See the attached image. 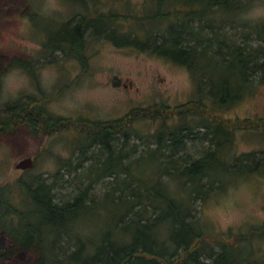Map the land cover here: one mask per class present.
I'll list each match as a JSON object with an SVG mask.
<instances>
[{"label": "rangeland", "instance_id": "obj_1", "mask_svg": "<svg viewBox=\"0 0 264 264\" xmlns=\"http://www.w3.org/2000/svg\"><path fill=\"white\" fill-rule=\"evenodd\" d=\"M84 1L82 6L75 0H0V108L5 103L17 100L28 106V110L39 107L51 118L82 120L78 124H66L49 134L36 126V132L30 134L21 123L13 125L8 132L0 133V196L5 199L0 200L23 210L28 203L20 189L21 182L32 186L39 181L53 184L51 191L58 203L71 200L86 186L87 199L93 197L94 200H99L112 186L109 182L113 181L108 176L92 179L94 176L89 169L100 165L105 152L98 150L95 145L87 146L83 153L76 148L86 141L85 132L90 129L86 126L87 123L123 119L135 110L148 107L161 108L162 113L164 107L171 110L199 95L195 92L193 81L185 67L159 57L147 48L140 50L128 45L116 46L105 38L111 25L98 30L103 25L101 22L95 23L97 30L90 26L92 22L87 26L79 51L75 45L63 46L61 52L43 49L45 35L53 37V32L60 29L61 23L70 20L76 22L83 15L88 21L94 17L108 19L114 13L141 15L147 10L144 8L146 0ZM257 13L264 16V2H254L235 16L220 18L218 13L213 12L212 24L220 26L217 32L226 42L255 47L258 40L249 26L264 24V20L256 22L246 17ZM119 20L122 22L113 27L117 34L113 32L110 35L111 40L117 43L124 39L120 34L132 37L135 33L137 38L143 39L151 27L153 34L157 33L155 30L163 28V22L158 20L153 23L143 22L142 26L128 18ZM82 23H86L83 18ZM220 50L225 51L224 45ZM13 58L31 61L30 74L12 66ZM260 62L259 57L249 62L250 90L238 101L212 110L206 108V114L201 110L194 116L185 117L189 125H195L198 120H209V115L211 123H216L213 120L222 123L220 125L229 129L232 137L228 148H224L223 156L220 153L217 161H211L213 164H210L214 168L211 177L220 187L203 201L189 202V208L198 219L199 227L205 230L202 239L207 244L206 250L210 246L217 249L213 242L220 241L229 245L242 240L240 246L243 250L250 251V257L255 259L256 264H264V82H260L261 71L257 70ZM229 63L231 61L227 60L213 66L211 62L204 61L206 66L203 71L210 76L213 74L212 81L216 82L218 77L229 72ZM12 68L19 69L21 75L5 79V73ZM113 75L126 86L112 87L110 79ZM20 85L24 86L23 90L14 98L4 99L6 90L11 91ZM161 119L163 117L155 120L139 118L125 125L142 136L128 139L122 150V159L124 163L130 162V177L144 183L155 181L157 172H162V168L153 164L150 155H140L146 153L145 145L150 142V136L163 123L172 126L180 121L177 117ZM247 119L263 124H256L249 129H232V123ZM204 131V128L195 127L194 138L186 140L174 155L188 154L191 159H195L202 155V149L213 150L214 146L207 140L211 137V131L207 132V141L201 138ZM121 141L122 138L116 143ZM118 148H114L115 151ZM243 154H249L248 158L241 159ZM82 156L84 160H80ZM25 157L31 158V167L15 169L17 161ZM257 160L259 164L255 167L254 161ZM78 161L80 163L77 168L75 165ZM241 162L248 163L252 169L246 172L243 167H239ZM233 163L238 167H230ZM162 179L167 178L162 176ZM176 182L180 184V180ZM174 183L169 182L170 185ZM134 184L135 182L132 185ZM114 187L116 188L115 184ZM114 193L117 195L115 191ZM95 207L93 210L82 211L73 225L79 242L84 246L89 240L96 241L108 225H111L115 237L119 235L114 224L122 215L124 207L101 200L97 201ZM13 222H18V218L13 217ZM42 234L40 240L44 246H48V240L53 236L44 232ZM2 240L4 243L8 241L4 236ZM60 245L59 256H63L65 252L62 250L72 249L74 240L67 235L62 236ZM35 258L36 253L30 249L14 254L11 262L32 264Z\"/></svg>", "mask_w": 264, "mask_h": 264}, {"label": "trees", "instance_id": "obj_2", "mask_svg": "<svg viewBox=\"0 0 264 264\" xmlns=\"http://www.w3.org/2000/svg\"><path fill=\"white\" fill-rule=\"evenodd\" d=\"M75 1L82 6L85 3L84 0ZM257 1L264 2V0H146L144 8L147 10L141 15L114 13L110 14L108 19L94 17L88 21L83 15L76 22L70 20L61 23L60 29L53 32V37L45 35L43 49L61 52L63 46L75 45L79 51L83 33L91 22L90 26L94 30H97L95 23H103L98 30L111 25L110 30L106 31L107 40L116 46L128 45L140 50L147 48L151 53L185 67L193 81L195 92L199 95L194 100L172 107L171 110L164 107L162 113L161 108L148 107L135 110L123 119L86 124L90 128L85 132L86 141L84 145L76 148L83 153L87 146L95 145L98 150L105 152L100 165L89 169L94 176L92 179L108 176L113 181L109 182L112 186L99 200L124 207L122 215L114 224L119 234L117 237L111 231V225H108L96 241L89 240L85 246L79 242L73 225L82 211L93 210L99 201L93 197L87 199L85 190L87 186L71 200L58 203L51 191L53 184L39 181L32 186L30 183L21 182L20 189L28 203L24 210L2 202L1 200L5 199L0 196V264H12L11 258L14 254L30 249L36 253L32 264H256L255 259L250 257V251L243 250L240 246L242 240L229 245L220 241L213 242L217 249L210 246L206 250L207 244L202 239L205 230L199 227V221L191 212L189 202L203 201L220 187L211 177L214 168L212 169L210 164H213L211 161H217L220 153L223 156L224 148H228L232 137L229 129L220 125L222 123L215 120L212 122L216 123H211L209 115L210 121L204 118L196 121L195 125H189L185 117L194 116L201 110L206 114V108L212 110L231 105L249 92L251 78L248 64L258 57L261 58V62L256 68L261 71L260 82H264V24L256 23L249 26L258 44L255 47H247L232 41L226 42L217 32L220 26L212 24L211 17L213 12L218 13L220 18L238 15ZM82 18L86 23H82ZM119 18L121 20L128 18L140 26L144 24L143 22L153 23L158 20L163 22V28L155 30L157 33L153 34L151 27L143 39L137 38L135 33L132 37L126 36L125 33L120 34L124 39L117 43L111 40L110 35L116 33L113 29L115 24L122 22ZM246 34L245 38L248 35ZM223 45L225 51L220 50ZM227 60L231 61L229 72L218 77L216 82L212 81L213 74L210 76L203 71L206 66L203 64L204 61L218 66L220 62ZM11 65L23 69L26 74H30L32 70L31 61H22L19 58H13ZM230 77L233 79L230 80ZM201 93L203 96H200ZM27 107L17 100L3 104L0 108V133L8 132L13 125L21 123L30 134L36 132L35 126L49 134L66 124L82 122L81 119L71 121L65 118H51L39 107H35L34 110H28ZM160 117H163L161 120L177 117L180 121L172 126L163 123L150 136V142L145 145L146 153L140 155H150L153 164L162 168V172H157L155 181L144 183L130 177L128 170L130 162L124 163L122 159V150L128 139L142 136L135 129L125 125L139 118L155 120ZM256 124L263 122L247 119L243 122L242 120L234 122L231 126L232 129L237 127L249 129L254 128ZM195 127L205 129L201 135L204 140L208 138L207 132L211 131V137L207 140L214 149L208 151L202 149V155L195 159H191L188 154L175 156L174 152L181 149L186 140L194 138ZM120 138L122 141L116 143ZM148 145L154 147L148 148ZM114 148L118 150L115 151ZM248 156L249 154H243L240 157L243 159ZM80 160H84V156ZM79 163L78 161L75 165L77 168ZM241 164H238L241 165L239 167H243L246 172L252 169L246 162ZM258 164V160L254 161L255 167ZM230 167L238 166L233 163ZM162 176H166L167 179H162ZM178 180L180 184L176 182ZM169 182L175 183L170 185ZM13 217L18 218V222H13ZM43 232L53 236L48 240V246H44L40 240ZM66 235L74 240V245L69 251L63 249L65 255L59 256L60 239ZM2 236L8 240L6 243L3 242ZM43 236L44 234L42 238Z\"/></svg>", "mask_w": 264, "mask_h": 264}, {"label": "clouds", "instance_id": "obj_3", "mask_svg": "<svg viewBox=\"0 0 264 264\" xmlns=\"http://www.w3.org/2000/svg\"><path fill=\"white\" fill-rule=\"evenodd\" d=\"M247 19L253 20V21H260V20H264V16L260 15V14H255V15H250L246 17ZM21 75V71L19 69L16 68H12L9 69L6 73H5V79H7L8 77L11 76H17L19 77ZM24 79L26 80L27 77L25 76ZM23 85H20L18 87H16L15 89L11 90V91H7L5 92L4 95V99L7 100L9 97H15L21 90H23Z\"/></svg>", "mask_w": 264, "mask_h": 264}, {"label": "water", "instance_id": "obj_4", "mask_svg": "<svg viewBox=\"0 0 264 264\" xmlns=\"http://www.w3.org/2000/svg\"><path fill=\"white\" fill-rule=\"evenodd\" d=\"M110 85L112 87L120 86V79L117 76H115V75L111 76ZM123 87H125L124 84H123ZM31 165H32L31 158L30 157H25V158H22V159L18 160L17 163L14 165V168L15 169H19V170H24V169L30 168Z\"/></svg>", "mask_w": 264, "mask_h": 264}, {"label": "flooded vegetation", "instance_id": "obj_5", "mask_svg": "<svg viewBox=\"0 0 264 264\" xmlns=\"http://www.w3.org/2000/svg\"><path fill=\"white\" fill-rule=\"evenodd\" d=\"M120 85L123 86V84L120 82ZM125 85V84H124ZM126 86V85H125Z\"/></svg>", "mask_w": 264, "mask_h": 264}]
</instances>
